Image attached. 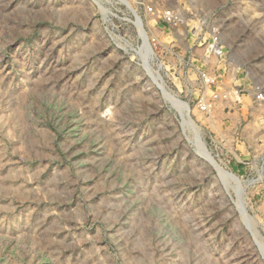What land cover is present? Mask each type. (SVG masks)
Listing matches in <instances>:
<instances>
[{
  "label": "rangeland",
  "instance_id": "1",
  "mask_svg": "<svg viewBox=\"0 0 264 264\" xmlns=\"http://www.w3.org/2000/svg\"><path fill=\"white\" fill-rule=\"evenodd\" d=\"M0 264H264V0H0Z\"/></svg>",
  "mask_w": 264,
  "mask_h": 264
}]
</instances>
